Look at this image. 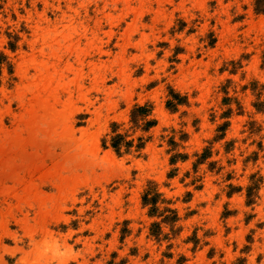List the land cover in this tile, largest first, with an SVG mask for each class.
<instances>
[{"label": "rangeland", "instance_id": "rangeland-1", "mask_svg": "<svg viewBox=\"0 0 264 264\" xmlns=\"http://www.w3.org/2000/svg\"><path fill=\"white\" fill-rule=\"evenodd\" d=\"M0 264H264V0H0Z\"/></svg>", "mask_w": 264, "mask_h": 264}, {"label": "trees", "instance_id": "trees-1", "mask_svg": "<svg viewBox=\"0 0 264 264\" xmlns=\"http://www.w3.org/2000/svg\"><path fill=\"white\" fill-rule=\"evenodd\" d=\"M114 147L119 150L118 146L114 144Z\"/></svg>", "mask_w": 264, "mask_h": 264}]
</instances>
